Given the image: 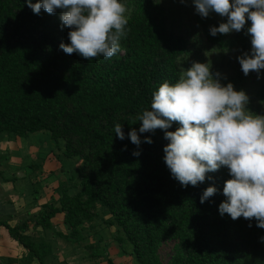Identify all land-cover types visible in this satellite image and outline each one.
I'll list each match as a JSON object with an SVG mask.
<instances>
[{"label": "trees", "instance_id": "trees-1", "mask_svg": "<svg viewBox=\"0 0 264 264\" xmlns=\"http://www.w3.org/2000/svg\"><path fill=\"white\" fill-rule=\"evenodd\" d=\"M122 2L128 24L121 50L111 58L85 59L59 48L61 42L70 43L71 30L62 25L59 9L34 14L26 0H0V142L46 132L54 146L62 143L64 158L80 163L77 181L63 187L60 207L44 205L34 219L14 227L0 219V227L25 251L22 258L8 262L48 264L52 245L33 239L31 229L50 232L84 256L105 261L108 246L100 245L97 229L109 227L134 264H162L160 249L166 242L175 244L170 264H264V229L256 227L254 218L232 220L218 212L226 199L224 183L231 179L227 167L206 173L197 186L182 187L164 163L168 141L163 131L141 134L137 119L150 109L153 92L165 81L177 82L181 68L186 70L188 60L201 51L220 57L214 73L230 67L234 73L225 75L227 84L232 80L234 88L240 86L244 78L230 55L250 52L246 29L251 22L240 32L213 37L210 27L227 18L214 12L202 18L191 0ZM256 98L252 114L264 116V83ZM116 124L122 125L124 140L116 137ZM177 127L173 122L168 131ZM132 129L142 141L148 136L153 143H141L138 149L127 138ZM133 151L141 155L133 156ZM28 168L35 174L42 164ZM0 178L8 182L1 171ZM209 186L218 191L201 204ZM99 207L109 218L97 226ZM56 215L62 216L68 232L54 229Z\"/></svg>", "mask_w": 264, "mask_h": 264}, {"label": "clouds", "instance_id": "clouds-1", "mask_svg": "<svg viewBox=\"0 0 264 264\" xmlns=\"http://www.w3.org/2000/svg\"><path fill=\"white\" fill-rule=\"evenodd\" d=\"M191 2L202 18L213 12L227 18L218 27H210L213 37L240 32L246 21L251 22L246 29L251 37L250 52L236 59L245 76L254 71L260 78L264 69V0ZM26 4L34 14L41 9L48 14L60 10L62 25L71 29L70 43L59 45L66 54L77 53L85 59L111 58L121 50L120 40L126 36L128 24L122 0H26ZM220 78L221 74H213L207 63L194 62L186 70L181 68L177 82L165 81L153 92L150 109L137 116L138 132L163 131L168 141L163 148L164 163L182 187L197 186L205 181L206 173L227 167L231 179L224 183L222 194L226 199L218 206L219 214H228L232 220L254 218L256 227L264 229V116L249 112L246 93L234 90L231 83L222 85ZM173 122L179 127L168 131ZM138 132L132 129L127 133L138 149L141 143H153L148 136L142 141ZM114 133L118 139H125L122 125L116 124ZM132 155L138 157L141 152L133 151ZM217 191L215 186L207 187L200 203Z\"/></svg>", "mask_w": 264, "mask_h": 264}, {"label": "crops", "instance_id": "crops-1", "mask_svg": "<svg viewBox=\"0 0 264 264\" xmlns=\"http://www.w3.org/2000/svg\"><path fill=\"white\" fill-rule=\"evenodd\" d=\"M47 138L45 141L43 140L42 143L40 142L39 145L35 143L27 145L24 144L23 142L26 141L27 138L22 140L20 139L21 141L16 140L13 142L16 147L14 149L10 146H8V149H1V145L5 142H0V154H2V150L5 151V155H7L9 160L8 164H11L14 160L17 161L12 164V168L14 169L13 172L3 173V177L7 179L8 182H4L0 178V191L3 192V190H6L4 187L5 185L9 186V191L10 189L12 190L11 194L18 193L14 195L13 199L16 198L15 200H17L20 197L19 200L21 201V203H19L21 205H18V203L15 202L11 203L9 201H1L2 203H0V219L7 221L12 227L34 219L41 211H43V205H54L55 207H60L59 199L55 202L53 198H48L49 200H46L43 203L40 198H38V200L33 199L31 201L28 199V194L34 190L38 191L37 189L40 188L39 185H42L44 187L43 189L48 191L50 189L48 188L49 185L54 186V184H56L55 176L57 175V172L62 170V167L66 168L64 170L72 169L75 164V161L67 160L62 155V151L64 150L62 143L60 144V148H57L52 144L49 136H47ZM7 142L10 145L11 141ZM32 163L42 164L41 170L34 174L32 170L28 168V166ZM75 165L80 166V163ZM0 171H2L1 168ZM53 190L56 189L54 188ZM40 193L44 194V191L42 192L41 190ZM22 197L27 198V200H25L26 203H24V199ZM33 197L36 198L37 196L35 195ZM58 198L60 197L58 196ZM62 220L61 215H56L52 220L53 227L56 230L68 232L67 228L63 225ZM97 230L98 235L102 236V239H100L102 242L106 241L107 243L108 241L109 243H114L111 242L108 237H103L102 235V233L108 232L107 228L100 227ZM111 230H113V228ZM28 234L32 235L35 240L39 241L40 239H45L52 245V254L49 257L48 264H104L107 261L90 259L84 256L85 253L81 249L68 245L60 238L53 237L50 232L44 233L41 230L34 231L31 229ZM91 242H93V239H91ZM9 248H14V250H8ZM0 249L7 250V253H13L6 260L4 259L5 262L2 264H11L8 262L10 259H20L25 255V251L16 242L10 239L8 232L3 227H0ZM113 252L117 254L116 258L119 261L118 263L134 264V261L130 256L122 252V250L119 251L115 248V246H113ZM34 264H37V262H34Z\"/></svg>", "mask_w": 264, "mask_h": 264}, {"label": "rangeland", "instance_id": "rangeland-1", "mask_svg": "<svg viewBox=\"0 0 264 264\" xmlns=\"http://www.w3.org/2000/svg\"><path fill=\"white\" fill-rule=\"evenodd\" d=\"M239 55H242V54H240L239 52H234L233 54L230 55V61L234 65L237 64V70L244 78V82L242 84H240V86L236 85L234 90H236V91L243 90L246 93V95L249 97V102L246 105V108L249 112L254 113L258 107L257 106L258 101L256 98V93H257L259 87L264 83V69L260 70V78H257V73L254 71H250L249 74L247 76H245L244 73L242 72L241 68H240L241 66H240L238 60L236 59V57ZM194 62L209 64L210 65V71L213 74H215L213 69L216 65L220 64L221 59H220V57L216 56L214 53H211V52L209 53L207 51H201L200 55L197 56L195 58V60H188V66H189L188 68H190ZM188 68H186V69H188ZM219 73L221 74L222 84L225 85V84H227V80H226L227 77L225 78V75H227V76L231 75L232 73H234V71L232 69H230V67H226V68H224L223 72H219ZM230 83L234 86V82L232 80H230ZM262 111L264 112V108H262ZM47 136H48V133H46V132L31 134L28 136L27 140L24 141L23 143L26 145L27 144H34V143L39 145L40 142L42 143L43 140L45 141ZM16 140L21 141L22 139L20 140V138H16L15 140H12L11 142L9 140H7V138L3 139V141L5 143H3L1 145V149H6V148L8 149V146L12 147L13 149L16 148L14 146L15 143H13ZM47 140H48V138H47ZM7 141L10 142V145ZM20 145H21V142H20ZM3 151L4 150H2V154H0V168L2 170L1 172L11 173L14 171V169L12 168L13 167L12 164H13V162H17V161L14 160L13 162H11V164H8V162H9L8 157H7V155H5V151L4 152ZM75 163H77V162H75ZM10 165H11V167H10ZM63 166H65V165H63ZM64 169H66V168H64ZM78 169H79V165H74L72 169L64 170V171L59 170L57 172V175L55 176L56 177L55 178L56 184H54V186L49 185L48 188H50V189L48 191H46V189H43L44 187L42 185H39L40 188L37 189L38 191L34 190V191H31L30 194H28L29 201H31L33 199L38 200V198H40V200L43 203L46 200L48 201L49 200L48 198H53L54 201L57 202L58 199L60 200V198H58V196L60 197L62 195L63 187L71 184L73 179H76V181H77V176H78V172H79ZM4 187L6 190L5 191L3 190V192L0 191V203H2L1 201H9L11 203L15 202V203H18V205H21V204H19V203H21V201L19 200L20 197L17 200H15L16 198L13 199L14 195L18 194V193L11 194L12 190L10 189V191H9V186L5 185ZM54 188L56 190H53ZM41 190H42V192L44 191V194L40 193ZM68 191L71 194H74V189H72V187H69ZM35 195L37 196L36 198L33 197ZM25 198L26 197L23 198L24 203H26L25 200H27V198L26 199ZM98 210L100 212L99 214L101 216V219L96 221L95 224L97 226L98 225H105L104 220H107V218H109V216H107L104 209L99 207ZM107 228H109V227H107ZM115 234L116 233H115L114 229L113 230L110 229V230H108V232L102 233L103 237H108L111 240V242H114V243H108V241H107V243H106V241L102 242V243L99 242L100 245H102V246H108V259H107L106 263H104V264H113V262H114V264H121V263H118L119 261L116 258L117 254H115L113 252V246H115V248L118 249L119 251L122 249L121 248L122 246H119L118 243L113 240V235L115 236ZM174 246H175L174 242H166L165 244H163L162 248L160 249V257H161L162 264H170L172 257H173V254H174ZM8 250L13 251L14 248H12V249L9 248ZM127 251L128 252L130 251L129 246L127 247ZM0 254H1L0 255V264H2L3 262H5L4 259L6 260L13 253H7V250L0 249Z\"/></svg>", "mask_w": 264, "mask_h": 264}]
</instances>
